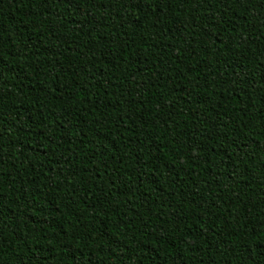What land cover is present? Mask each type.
Instances as JSON below:
<instances>
[{"label": "trees", "instance_id": "1", "mask_svg": "<svg viewBox=\"0 0 264 264\" xmlns=\"http://www.w3.org/2000/svg\"><path fill=\"white\" fill-rule=\"evenodd\" d=\"M0 264H264V0H0Z\"/></svg>", "mask_w": 264, "mask_h": 264}]
</instances>
